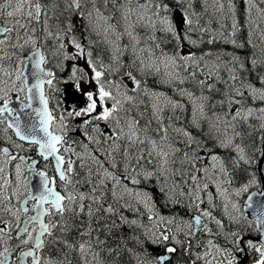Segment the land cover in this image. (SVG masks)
I'll list each match as a JSON object with an SVG mask.
<instances>
[{
	"label": "snow or ice",
	"instance_id": "1",
	"mask_svg": "<svg viewBox=\"0 0 264 264\" xmlns=\"http://www.w3.org/2000/svg\"><path fill=\"white\" fill-rule=\"evenodd\" d=\"M211 2L214 12L232 18L230 32L220 25V41L244 48L235 39L241 30L235 0H227V11L225 0ZM258 2L264 4L244 0L246 25L253 27L246 57L192 51L212 31L200 24L209 0L203 13L193 0L0 3V125L35 146L54 172L36 171L38 160L0 147V264H104L105 250L114 264L125 252L136 264H169L178 250L185 264H264V47L253 42V32L264 42ZM53 59L66 73L59 79L44 67ZM29 64L32 82L24 71ZM45 85L64 94L68 108L58 118ZM13 93L19 111L10 107ZM26 109L34 122H22ZM70 118L79 122L70 127ZM69 131L80 138L69 143ZM245 136L251 143H243ZM5 143L25 150L11 137ZM17 160L13 180L8 166ZM240 169L247 179L237 184ZM33 174L38 188L27 179ZM245 193L249 208L262 199L254 219L241 224L248 217L234 198ZM217 200L238 227L225 230L213 215ZM145 215L148 224L137 218ZM129 239L135 247L127 246Z\"/></svg>",
	"mask_w": 264,
	"mask_h": 264
},
{
	"label": "trees",
	"instance_id": "2",
	"mask_svg": "<svg viewBox=\"0 0 264 264\" xmlns=\"http://www.w3.org/2000/svg\"><path fill=\"white\" fill-rule=\"evenodd\" d=\"M169 2L172 3L173 0H169ZM235 3H236V7H237L236 8V10H237V12H236L237 20H238V23L240 24V27H241V30L236 33L235 39L237 40L238 43L239 42H243L245 44V47L244 48H235L231 43H221L219 41H217V43H215V44H208L206 42L207 41V36L204 35V41L205 42L201 43L199 45V47H197V48H192V51L196 52L198 55L201 52L209 51V50H211L213 52L220 51V50H223V51H226V52H230V53L234 52V53H236L237 55H239L241 57H246V56H250L251 55L253 49L251 48L250 45L247 44L248 35H247V32L245 30V26H244L245 17H244V13H243L244 9H243V6H242V0H235ZM173 6H175V5H173ZM194 6L196 7V10H197L198 0H194ZM192 36H193V38H195L197 40L200 39V34L199 33H192ZM170 47H171V45H169V48ZM186 49H188L187 45L185 46L184 50H186ZM247 52H248V54H247ZM252 123L255 124V121H252ZM244 131H245V133H247V132H251L252 129H249V128H247L245 126ZM260 135H261V133L258 132V131L253 132V138H257L258 139V137ZM243 143L244 144H249V143H251V140L249 138H247V136H245V139H244ZM235 175H246V173L243 171V169H240V170H237ZM128 246H129V248L133 247L132 241H129ZM127 264H130V263H127Z\"/></svg>",
	"mask_w": 264,
	"mask_h": 264
},
{
	"label": "rangeland",
	"instance_id": "3",
	"mask_svg": "<svg viewBox=\"0 0 264 264\" xmlns=\"http://www.w3.org/2000/svg\"><path fill=\"white\" fill-rule=\"evenodd\" d=\"M198 1H199V8L197 10H196V8H194V9L198 13H203V8H204L203 0H198ZM0 3H3V0H0ZM257 6L258 7H261V8H264V4H260L259 2L257 4ZM245 8H246V5H245ZM208 9H209L208 13L207 14H203L200 17V24L201 25H204L206 27H210L212 31H211V33H207V34H209V36H213L214 35V36H216L219 39L220 31H221V29H220V25L221 24H224L223 31L225 33H228V32L231 31V24H232L231 14L228 13V18L227 19H224L219 13L214 12V10L212 8V2H211V0H209ZM225 10L227 11V0H225ZM176 19H177L178 22L180 21L181 17L179 15V13H177ZM236 19H237V17H236ZM252 19L253 20H256L257 19V14H256L255 9L252 10ZM226 20H228V22H229V25L228 26H226V23H225ZM209 21H211L210 24H209ZM247 27H248V32L253 31V27L252 26H248L247 25ZM260 27H261V29H264V22H260ZM253 42L255 44H257L258 46L264 47V42H262L261 37L259 35V32H253ZM53 62L56 63V61L53 59L52 62H51L53 64V66H54V63ZM79 63L83 67H85V69H87V65L85 64V62L83 60L79 61ZM65 89L68 90V91H71V89L67 85L65 86ZM62 100H64V96H63ZM8 170L12 172V174H13L12 175V178L14 180V178H15L14 177L15 165L13 167H11V169L8 168ZM221 210H223L222 203H221ZM229 211L230 212L232 211L231 208H229ZM213 212H217V208ZM146 222L147 223H145V224H148L149 223L147 220H146ZM214 227L216 228V225L215 224H214Z\"/></svg>",
	"mask_w": 264,
	"mask_h": 264
},
{
	"label": "flooded vegetation",
	"instance_id": "4",
	"mask_svg": "<svg viewBox=\"0 0 264 264\" xmlns=\"http://www.w3.org/2000/svg\"><path fill=\"white\" fill-rule=\"evenodd\" d=\"M13 67H15V65H13ZM47 68H49L48 66H46ZM46 88H48V87H46ZM13 99H16V94L15 93H13L12 94V100ZM21 99H23V94H21ZM65 107L67 108L68 106L67 105H65ZM78 120H79V118H78ZM3 127H4V125H0V147H9L10 148V150L14 153V154H17V155H23V156H26V157H29L30 159H36V160H38L37 158H36V156H35V152H34V146H29V145H25L24 144V149L25 150H19V149H15V148H13L12 147V145L10 144V143H5V141L7 140V138L8 137H11L12 138V140L13 141H15V142H17V143H21V142H19L18 140H16L14 137H13V135H12V133L10 132V131H8L6 134L3 132ZM77 133V132H76ZM30 149V150H29ZM18 161V160H17ZM39 161V160H38ZM14 162V161H13ZM18 163H19V161H18ZM39 170H47L48 171V173H49V170H50V165H49V167L47 168V169H45V163H41L40 161H39V163L37 164V171H39ZM239 200H240V207L242 208V203H243V199H242V196L239 198ZM219 204H220V209H221V202L219 201ZM30 206V208H31V205L32 204H29ZM205 207H207V205H205ZM29 213H31V211L29 212ZM222 213H224V212H222ZM213 214L217 217V215L215 214V212H213ZM248 217V216H247ZM249 218V217H248ZM220 219L222 220V217L220 216ZM227 221H228V216H227ZM251 221V219L249 218L248 219V221H242L241 220V224H247V223H249ZM229 224V226H227V225H225V230H227L228 228H233V229H235L236 227H238L237 225H235V224H232V223H228ZM212 225H214V224H212ZM211 225V226H212ZM214 228V227H213ZM14 229H15V227H14ZM214 229H216V228H214ZM123 232H125V233H128L127 232V229L125 228V229H123ZM202 235V234H201ZM102 239L104 238L103 236L101 237ZM253 238H255V237H253ZM109 243V245L110 246H112L114 243L112 242V241H109L108 242ZM128 243H129V240H128ZM220 243H224V241H223V239L221 238L220 239ZM127 246H128V244H127ZM104 252V255H105V257H108L110 260H113V257H109L108 256V253H106L105 251H103ZM156 252H160V253H162L163 252V249H156V250H154L153 251V253L155 254ZM13 261L14 260H16V254H15V252H14V254H13V257L11 258ZM186 260H187V257H185V256H183L182 254H181V252L178 250L176 253H174V254H172V258H171V261L169 262V264H185V262H186ZM30 262V261H29ZM244 264H250V260H245L244 261Z\"/></svg>",
	"mask_w": 264,
	"mask_h": 264
},
{
	"label": "water",
	"instance_id": "5",
	"mask_svg": "<svg viewBox=\"0 0 264 264\" xmlns=\"http://www.w3.org/2000/svg\"><path fill=\"white\" fill-rule=\"evenodd\" d=\"M24 71H25V75H27L29 77V82H32L31 81V72L33 71V69L31 68V65L30 64L27 65L25 67ZM33 107H39L38 102H35L33 104ZM21 119H22L23 123H27V122H34L36 120V117H35V114L31 112L30 109H26L25 112L21 114ZM31 177H32V179L29 182L30 186L33 187V188H38L39 185L36 183V180L39 177L36 176L35 174L31 175ZM259 198H261V197H259ZM243 209H244L245 212L251 214L253 217H255L256 213L259 210L258 204H254L252 208L247 207L246 204H245ZM25 264H27V263L25 262Z\"/></svg>",
	"mask_w": 264,
	"mask_h": 264
},
{
	"label": "bare ground",
	"instance_id": "6",
	"mask_svg": "<svg viewBox=\"0 0 264 264\" xmlns=\"http://www.w3.org/2000/svg\"><path fill=\"white\" fill-rule=\"evenodd\" d=\"M199 7H197L198 9ZM245 51V50H244ZM248 54V52H247ZM112 247H115V244L112 245ZM129 247V246H128ZM119 263L121 264H127V263H130V264H134L136 263L135 262V259H133L127 252L123 253L119 258Z\"/></svg>",
	"mask_w": 264,
	"mask_h": 264
}]
</instances>
